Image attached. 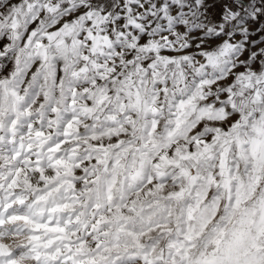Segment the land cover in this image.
Here are the masks:
<instances>
[{
  "label": "snow or ice",
  "instance_id": "snow-or-ice-1",
  "mask_svg": "<svg viewBox=\"0 0 264 264\" xmlns=\"http://www.w3.org/2000/svg\"><path fill=\"white\" fill-rule=\"evenodd\" d=\"M0 264H264V0H0Z\"/></svg>",
  "mask_w": 264,
  "mask_h": 264
}]
</instances>
